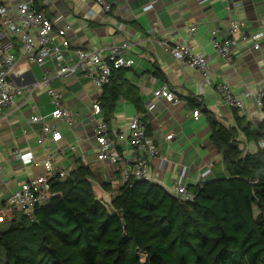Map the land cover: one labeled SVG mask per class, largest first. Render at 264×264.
Segmentation results:
<instances>
[{"label":"crops","instance_id":"crops-1","mask_svg":"<svg viewBox=\"0 0 264 264\" xmlns=\"http://www.w3.org/2000/svg\"><path fill=\"white\" fill-rule=\"evenodd\" d=\"M21 1L27 0H0V4L13 8L9 15L17 16L14 7ZM34 3L56 26L69 28L70 46L62 60L39 67L23 52L19 37L0 25V43H10L16 57L11 79L23 90L15 97V106L0 119V206H6L9 194L27 178L48 174L44 165L47 154L55 156L57 170L67 173L76 169L77 159L83 163L85 157L95 183H109L114 192L123 186L120 170L124 164L114 167L98 161L93 150L94 129L98 121L104 120V113L101 109L100 116L94 118L92 104L100 98L102 89L93 87L81 73L70 78L56 77L58 67L63 62L73 64L79 50L97 47L106 56L110 46L129 41L125 54L133 64L115 74L125 95L107 123L112 131L126 129L129 119L139 113L131 101L135 92L143 111L148 104H154L146 116L147 134L159 145L166 160L161 163L160 158H153L151 169L156 183L166 189L180 180L187 186H198L225 173L222 157L210 139L209 116L236 127L240 116L254 130L260 129L264 105L259 108L254 101H247L245 110L235 114L225 105L217 85L226 82L235 93L264 87V0H116L110 12L103 11L93 0ZM234 22L239 28L232 35ZM191 27H195L194 33ZM211 35L218 39L233 36L237 40L230 61L217 54ZM184 43H190L194 52L208 58L211 75L207 81L199 70L186 66L172 52L176 45ZM46 74L63 97L72 116V127L52 118L51 99L43 86L31 95L27 91ZM163 83L176 95V103L154 96ZM196 110L201 112L197 119L193 117ZM33 116L57 125L63 138L53 142L48 136L47 141H40L43 125L32 122ZM169 135L173 137L167 140ZM237 140L245 153L255 152L263 144L262 140L247 139L242 132ZM72 146L75 150H71ZM119 149L128 163L133 153L131 146L121 143ZM17 154L32 157L21 159ZM114 192L104 193L103 197Z\"/></svg>","mask_w":264,"mask_h":264},{"label":"trees","instance_id":"trees-1","mask_svg":"<svg viewBox=\"0 0 264 264\" xmlns=\"http://www.w3.org/2000/svg\"><path fill=\"white\" fill-rule=\"evenodd\" d=\"M120 70L102 87L105 122L125 95ZM131 101L143 111L137 92ZM237 121L226 126L209 116L225 175L188 186L191 201L147 181L114 192L77 159L76 169L52 180L55 196L33 219L12 210L0 224V264H264V120L259 130ZM240 132L263 145L244 153ZM112 192L107 207L103 195Z\"/></svg>","mask_w":264,"mask_h":264},{"label":"built area","instance_id":"built-area-1","mask_svg":"<svg viewBox=\"0 0 264 264\" xmlns=\"http://www.w3.org/2000/svg\"><path fill=\"white\" fill-rule=\"evenodd\" d=\"M42 1L47 3L48 0ZM93 1L105 12H110L116 2V0ZM14 8L17 16L9 15L13 8L0 4V25L10 34L19 37L22 50L28 58L34 60L39 67L54 60H62L64 53L70 46L67 37L69 28L67 26H56L55 22L43 10L36 7L34 0L21 1ZM238 28L239 24L234 22L231 27V34L236 33ZM190 31L194 33L195 27H191ZM152 32L154 33L155 30ZM210 42L221 58L227 61L231 60L237 45V40L233 36L218 39L215 35H211ZM164 43L167 44V41ZM128 46L129 41H125L121 45H112L107 49L108 54L106 56H103V51L97 47L79 50L76 52V59L73 64L63 62L58 67L56 77L70 78L75 76L76 73H81L90 79L93 87L101 90L103 86L110 82L113 71L129 68L133 64V60L125 54ZM172 52L186 66L199 70L205 81L210 78L211 70L208 58L202 53L194 52L190 43L176 45ZM15 64L16 57L11 44L8 42L0 43V119L6 116L8 109L15 106V97L23 92L11 79ZM51 82L52 78L46 74L41 81L34 82L29 86L27 91L31 95L38 87L43 86L51 99L52 118L67 127H72V116L63 102L62 95L52 87ZM217 91L225 105L231 109L245 110L247 101H254L259 108L263 107L264 87L245 88L239 93H235L228 83L223 82L217 85ZM154 96L165 98L172 103L178 101L176 95L165 83L155 90ZM153 109L154 104H148L145 111L139 112L129 119L126 129L112 131L104 120L98 121L94 129L95 144L93 150L96 160L107 162L114 167L124 164V167L120 170L123 185L135 181L156 183L152 174L151 160L156 157L160 158L161 163L166 160L160 154L159 145L147 134L146 116L147 112ZM100 113L101 106L97 98L92 104V116L94 118L98 117ZM200 115L201 112L198 110L193 112L195 119ZM31 120L35 123L42 122L40 141H47L48 136L53 142H58L63 138L57 125L44 121L39 116H33ZM172 137V135H169L166 139L170 140ZM121 143L128 144L132 148L133 153L128 163L119 149ZM71 150H75V147L72 146ZM17 156L26 159L32 157V154H17ZM83 163H88L85 157ZM44 165L48 174L27 178L17 190L9 194L6 206H0V224L10 217L12 210L22 212L33 219L35 210L48 204L55 196L52 192V180L58 176L61 179L65 178L67 172L57 170L56 158L52 154H47ZM167 190L182 201L194 199L193 192L189 190L183 180L174 182L171 188Z\"/></svg>","mask_w":264,"mask_h":264},{"label":"rangeland","instance_id":"rangeland-1","mask_svg":"<svg viewBox=\"0 0 264 264\" xmlns=\"http://www.w3.org/2000/svg\"><path fill=\"white\" fill-rule=\"evenodd\" d=\"M223 175H225V173ZM110 196H111L110 194H106V196L103 197V200H104L105 204L107 205V207L109 206L108 204L110 202V198H108V197H110ZM140 256H141V259L144 261L145 260V256L143 254H140Z\"/></svg>","mask_w":264,"mask_h":264}]
</instances>
